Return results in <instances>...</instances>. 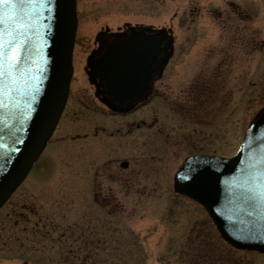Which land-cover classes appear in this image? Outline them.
Returning a JSON list of instances; mask_svg holds the SVG:
<instances>
[{
  "label": "rangeland",
  "instance_id": "1",
  "mask_svg": "<svg viewBox=\"0 0 264 264\" xmlns=\"http://www.w3.org/2000/svg\"><path fill=\"white\" fill-rule=\"evenodd\" d=\"M90 1L79 0L88 16L75 36L65 109L38 162L0 209V264H264V255L223 242L205 209L173 190L185 158L232 157L264 108V0H161L158 17L142 0H128L127 10L111 0L119 7L95 18ZM231 5L241 8L239 17ZM104 20L113 30L125 22L170 27L176 43L194 38L196 57L186 50L167 70L169 91L184 101L190 85L178 77L195 63L212 74L219 62L203 67L207 47L216 59L229 53L224 75L222 69L204 86L207 106L193 111L207 122L203 130L182 110L180 117L151 103L120 116L96 101L85 68ZM231 38L240 41L232 45ZM34 230H53L48 235L64 241L37 242ZM79 232L90 247L77 242Z\"/></svg>",
  "mask_w": 264,
  "mask_h": 264
},
{
  "label": "water",
  "instance_id": "2",
  "mask_svg": "<svg viewBox=\"0 0 264 264\" xmlns=\"http://www.w3.org/2000/svg\"><path fill=\"white\" fill-rule=\"evenodd\" d=\"M76 29V0H24L15 8L0 4V209L26 179L62 115ZM158 45L134 35L105 55L100 68L115 102L145 98V75ZM173 184L176 194L206 210L227 245L264 255V108L234 157H188Z\"/></svg>",
  "mask_w": 264,
  "mask_h": 264
},
{
  "label": "flooded vegetation",
  "instance_id": "3",
  "mask_svg": "<svg viewBox=\"0 0 264 264\" xmlns=\"http://www.w3.org/2000/svg\"><path fill=\"white\" fill-rule=\"evenodd\" d=\"M143 1V6H146V8H154L155 11V16H159L160 10L156 8H159V2L161 0H142ZM116 3L118 1H115ZM92 6L91 8L94 9V18L98 17L102 14H107V13H113L114 10H112L114 7H119V5H115L114 2L111 0H91L90 1ZM114 4V5H113ZM122 7L129 8V3L128 0H122ZM111 5L113 7L111 8ZM232 6V5H231ZM118 10V9H117ZM151 10V9H150ZM148 10L147 12L151 11ZM149 13V14H150ZM154 13V12H153ZM216 13V12H213ZM232 13L233 15L239 17L240 14L242 13V10L240 7L232 6ZM218 16L221 17V12L217 11ZM88 16V11L84 10L83 7L80 5L79 0H76V17H77V31L76 35L79 29V23L80 19L83 17L87 18ZM103 17V16H102ZM229 20L230 17L228 16ZM89 19V18H88ZM235 19V18H234ZM104 21H101L100 24ZM108 23L113 24V21H107ZM224 23V22H223ZM192 25L194 24L193 22L191 23ZM224 25V24H223ZM238 33L241 31L240 29L237 30ZM191 36L197 35L194 33V29L191 31ZM134 35H141L144 37V39L150 40L153 39L154 45H158L159 48V53L158 56L156 57L155 61L153 62L150 71L145 76H148L147 78V85L149 88L148 93L146 94L145 98L136 102V103H126L124 105H120L117 102H115V99L111 97L108 92H107V87L106 83L103 80V73L100 68L101 61L104 59L105 55L109 53V51L112 49V47L116 44L120 43H125L127 42L132 36ZM160 37V40L158 42V38ZM158 37V38H157ZM231 42H234L232 45H236L235 41H240V38H231ZM176 38L173 35V30L165 27H161L160 25H156L155 23L151 22H141V23H135L133 25H130L129 22L123 23L121 26L116 27L115 30L109 27L107 23H104L103 25H100L98 29L96 30L95 37L93 39V45L92 48L90 49L88 56L86 58V68H85V73L87 75V78L89 80L90 85L93 88L94 92V98L96 101L101 104L103 107L109 111L110 114H117L120 116H128L133 114L139 109H142L145 106L150 105L151 103L155 104L158 107H166L169 110H174L176 113L179 114L178 110H182L185 118H189L191 122L198 127H200L202 130L204 125H206L207 122L200 117L197 112L196 114L193 113V111H197L196 107H199L202 105V108H205L207 106V101H205L204 96L206 95L207 91L204 90V86L207 88V85L210 81L209 77H215L217 76L220 72V70L224 69L226 66V62H229L231 56L223 51L221 55L216 59L215 53H210L206 48L205 52L203 53L204 56L206 57L205 59L202 60L204 63L203 67H209L207 62L211 60H216L218 61V65L215 68L213 65L212 74L207 75V70H200L198 69L197 63H195V69H190V71H185L184 77L179 76L178 79H181L180 83L181 84H186L190 85L187 88V92L181 94L183 96L184 94H187V97H189L192 101H189L186 97V100H182V98H178L176 95H172V91H169V84L167 83L170 82L171 76L167 78V70L168 67L172 65V62H176L178 59L183 60V57L185 56L184 52L187 50L188 52L193 51L194 57H196V50L194 49V38H190L185 40V43H176ZM239 43V42H238ZM237 43V44H238ZM76 44V37H75V43L74 47ZM252 44V43H251ZM208 44L206 43V46ZM240 46V44H239ZM156 48V47H155ZM74 50V48H73ZM203 50V52H204ZM186 51V52H187ZM180 52V53H179ZM171 53V54H169ZM169 54V57H168ZM184 55V56H183ZM168 58V59H167ZM167 59L166 64L163 67V70L161 71V66L164 62V60ZM213 60V61H214ZM194 62V61H193ZM176 66V64H175ZM174 66V67H175ZM180 67L182 65H179ZM206 72L205 74H203ZM225 69L221 72L222 75H224ZM183 78V79H182ZM203 84V85H201ZM222 86V85H221ZM221 86H218V90L216 93L222 89ZM205 88V89H206ZM168 91V92H166ZM70 94V91H69ZM203 96V98H202ZM69 97V96H68ZM207 99H208V94H207ZM131 107L128 110V105ZM119 109L120 112H118ZM203 111V110H202ZM174 113V112H173ZM180 117H182L179 114ZM206 116V115H205ZM190 122V121H189ZM139 125H136V129H139ZM117 132H120L118 129ZM203 134V132L201 133ZM112 137V135H111ZM199 155H206V154H199ZM199 155H193V156H199ZM216 156V155H214ZM109 162V161H108ZM129 163L127 161L120 162V168L122 170H126L128 168ZM96 201V199H95ZM97 202V201H96ZM35 227H38V223L36 222ZM36 231L34 235L38 238L37 242H45V243H55V239H58L56 242L64 241L62 236L53 238L49 236L48 234L52 232L53 230L48 231V234L44 233V230H34ZM39 231H43V233H39ZM33 238V237H32ZM60 239V240H59ZM81 233L79 232V236L77 239V242L80 244H83L85 247H90L89 243L91 244V241L87 242H81ZM97 243V242H96ZM92 247V246H91Z\"/></svg>",
  "mask_w": 264,
  "mask_h": 264
},
{
  "label": "snow or ice",
  "instance_id": "4",
  "mask_svg": "<svg viewBox=\"0 0 264 264\" xmlns=\"http://www.w3.org/2000/svg\"><path fill=\"white\" fill-rule=\"evenodd\" d=\"M23 3L24 0H0V4L10 5L13 6L14 8L17 4L22 6ZM2 48H3V44L0 43V55H2Z\"/></svg>",
  "mask_w": 264,
  "mask_h": 264
}]
</instances>
